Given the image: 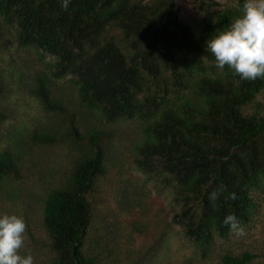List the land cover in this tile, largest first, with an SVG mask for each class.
<instances>
[{
	"label": "trees",
	"instance_id": "trees-1",
	"mask_svg": "<svg viewBox=\"0 0 264 264\" xmlns=\"http://www.w3.org/2000/svg\"><path fill=\"white\" fill-rule=\"evenodd\" d=\"M63 3L0 0V49L42 64L32 94L45 118L29 142L67 160L31 196L42 264H157L178 226L194 249L181 264H255L247 251L213 257L234 233L227 215L245 227L264 209V78L241 80L206 51L243 0H196V28L177 0ZM5 79L0 66V130ZM29 163L27 142L0 145V203L21 197Z\"/></svg>",
	"mask_w": 264,
	"mask_h": 264
},
{
	"label": "rangeland",
	"instance_id": "rangeland-1",
	"mask_svg": "<svg viewBox=\"0 0 264 264\" xmlns=\"http://www.w3.org/2000/svg\"><path fill=\"white\" fill-rule=\"evenodd\" d=\"M177 6L182 19L196 28L200 11L196 0H177ZM9 40L13 41L11 37ZM0 66L5 73L7 88L2 100V110L6 119L0 130V145L7 147L15 146L20 141L27 142V148L38 165L34 168V165L29 163L26 180L20 185V192L23 193L20 194L19 199H14V194L2 195L0 215L16 214L25 219L28 227L25 233V244L20 249V254L31 253L35 264H42L44 254L40 244L41 237L36 225L33 224L37 222V211L32 210L30 206L31 202L35 203L31 196L38 193L37 180L44 178L47 169H53L54 172L67 165L66 155L60 149L40 148L29 142L32 130L45 118V112L39 100L32 94L34 78L42 69L39 55L34 51L19 48L17 44L9 43L7 49H0ZM159 193L161 195L158 201L164 200L166 204L164 193ZM148 203L151 217H153L158 207L151 200ZM143 215H145L144 212ZM136 217L139 218V213ZM29 220L33 222L29 223ZM244 229V236L233 233L229 239L218 241L213 257L218 259L226 252L241 254L247 251L257 254L258 259L255 264H264V209L260 210ZM179 231L178 226L170 237V246L161 253L157 264H181L185 258L193 254L192 244L185 240ZM141 243V239L137 238V245Z\"/></svg>",
	"mask_w": 264,
	"mask_h": 264
},
{
	"label": "clouds",
	"instance_id": "clouds-1",
	"mask_svg": "<svg viewBox=\"0 0 264 264\" xmlns=\"http://www.w3.org/2000/svg\"><path fill=\"white\" fill-rule=\"evenodd\" d=\"M63 7H68V0ZM206 51L215 57L216 67L227 66L241 80L264 78V0H243L240 15L206 40ZM210 198L216 199L217 194L212 193ZM223 223L237 236L245 235L235 214L227 215ZM27 227L21 216L0 215V264H35L31 253L20 254Z\"/></svg>",
	"mask_w": 264,
	"mask_h": 264
}]
</instances>
